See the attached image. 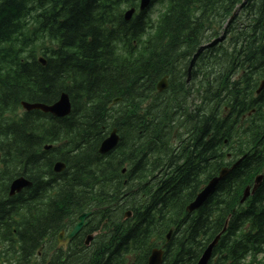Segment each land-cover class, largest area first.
Instances as JSON below:
<instances>
[{"label":"trees","instance_id":"trees-1","mask_svg":"<svg viewBox=\"0 0 264 264\" xmlns=\"http://www.w3.org/2000/svg\"><path fill=\"white\" fill-rule=\"evenodd\" d=\"M152 1L169 3L156 26L146 12L124 20L123 7H137V0H0V165L9 173L6 180L0 176V245L10 242L7 251L14 243L4 239L9 229L3 221L12 215L23 220L17 227L22 251L32 253L67 213L75 216L80 208L94 210L104 233L69 264L123 263L127 255L145 264L159 246L166 248L165 264H194L229 214L214 264H242L250 251L260 250L253 231L264 228V189L247 212L235 215L233 205L262 158L243 160L195 215L185 208L225 165L227 150L244 147L242 114L264 107L251 95L264 72V0ZM239 11L244 19L236 18ZM167 74L169 91L158 93L156 85ZM63 91L73 103L68 118L55 121L38 112L16 117L20 101L51 104ZM200 95L201 104L195 103ZM117 98L119 107L110 108ZM112 128L121 141L115 153L102 157L97 150ZM45 140L60 142L50 155L41 153ZM252 147L262 148L257 141ZM42 160H61L72 174L42 186L44 207H33L34 188L26 202L3 201L17 172L24 168L32 178ZM125 164L129 171L122 175ZM124 210L132 211L133 220L115 217ZM170 229L174 234L165 243Z\"/></svg>","mask_w":264,"mask_h":264},{"label":"bare ground","instance_id":"bare-ground-1","mask_svg":"<svg viewBox=\"0 0 264 264\" xmlns=\"http://www.w3.org/2000/svg\"><path fill=\"white\" fill-rule=\"evenodd\" d=\"M153 4H154L153 1L149 2V4H148V5L142 10V9H141L142 0H139L138 3H137V7H136V8H137V10L139 11V13H145V12H146V14H147V13L149 12V9L152 7ZM34 15H35V14H34ZM198 54H199V53H195V55H194L193 57H195V56L198 57ZM64 95H65L66 98L68 99V103H69V106H70V110L73 111V103H72L71 97H70V95H69L67 92H64V91L61 92L60 95H59V97H58V99H57L55 102L51 103V104H44V103H40V102H36V101L22 100V101H20L19 105L16 107V110L22 109L23 112L26 113V112L29 111V108H32V110L37 111V112H40V111H43V109L40 108V107L50 108V107H52L53 105H55L56 103H58L59 101H61L62 96H64ZM119 99H120V98H117V99L113 100L112 103H113L114 105L117 104L118 101H119ZM35 106H40V107H35ZM118 107H119V106H118ZM10 112H13V110H11ZM13 113H14V112H13ZM13 113H10V114L13 115ZM12 115H10V116H12ZM112 129L117 130L116 128H112ZM43 136L47 137L48 135L43 133ZM49 139H50V138H49ZM51 139H52V138H51ZM58 142H59V141H57V142H53V143H54V144H57ZM48 150L50 151V153H53V148H52L51 145H50V147H48ZM41 153L44 154L45 151H41ZM0 157H1L0 159L3 160V157H2V155H1V153H0ZM53 162H55V161H53ZM53 162H52L51 164H47L46 162H44V160H42V161H38L37 165L40 164V167L42 168V170L40 169V170L34 171L32 178L29 177V175L24 171V168H23L22 170H19V171L17 172V174H20L19 176L13 178L14 176H16V174H11L10 177H12L13 179L23 180L25 186H30V187H31V188L28 187L29 190H31V189L34 188L35 191H36V194H37V195L35 194V196L33 197V201H34V200H39L40 195H41V193H42V191H43V189H44V187H42V186L45 185V182H44L45 174L42 173V172H40V171L47 170V169L50 168V166H51L50 171H51L52 175H53V176H57V175L62 171V169L64 168V166H54V165H53ZM5 171H6V172H5ZM4 172H5V174L3 175ZM8 175H9V173L7 172V170H4V171H2V172L0 173V176H1L4 180H6V177H7ZM12 178H9V179H12ZM36 184H37V186L34 187ZM46 185H47V183H46ZM5 195H6V194H5ZM2 197H3V195L0 194V204H2V203H1V198H2ZM27 199H28V198L26 197V199L23 200V201L26 202ZM8 200H10V198H8L7 195H6V198H5V200H3V201H8ZM3 201H2V202H3ZM82 211H83V208L78 209L77 214L81 213ZM84 211H85V212H91L92 214H94V210H93V209L85 208ZM128 211H129L130 216H133L132 211H130V210H128ZM71 213H73V211H72V212L70 211V214H71ZM186 213L188 214V211H187V210H186ZM122 216H123V219H124L125 221L128 220L124 214H123ZM37 218H39V217H37ZM20 219H21V216H17V215H15V214L12 215V216L10 217L9 221H7V223L5 224L6 229H9V233L7 234V233H6V230H5V233L3 234L4 239H6V238L16 239L17 241L20 242L19 237H18V235H17V227H18L20 224L23 223V220H20ZM74 222H75V220H74ZM99 225H100V224H98V225L94 224V227H92V229H91L90 231H91V232H92V231L95 232L96 228H97ZM6 236H9V237H6ZM50 238H51V232L48 233V234H46V235L41 239V241L49 240ZM7 241H10V240H7ZM7 245L10 247V246H11V243H10V242H7ZM44 248H45L46 251H48V253L51 254V255H54L57 251H59V250L54 249V246L51 245V244H47V245H45ZM101 248H102V245L99 247V253H101ZM53 250H55L54 253H52ZM82 253H84V251H83V250H79V251L77 252V254L74 255L72 252H69V250H68V248H67V250H65V251H59V252L53 257V260H54L55 264H66V263L69 262V260H71L73 257H74V259H75V258H77V257H78L80 254H82ZM93 253H94V252H93ZM51 259H52V258H51ZM74 259H72V260H74ZM85 262H86V261H85ZM72 263H74V262H72ZM67 264H69V263H67Z\"/></svg>","mask_w":264,"mask_h":264},{"label":"water","instance_id":"water-1","mask_svg":"<svg viewBox=\"0 0 264 264\" xmlns=\"http://www.w3.org/2000/svg\"><path fill=\"white\" fill-rule=\"evenodd\" d=\"M149 2H150V0H142L141 9L143 10L149 4ZM132 13H133V10L130 12H127L125 19L129 20L132 16ZM35 107H40V106H35ZM40 108H42L44 112L52 113L53 115L58 116V117L65 116V115L69 114V112H70V106L68 103V99L66 98L65 95L62 96L61 101H59L58 103H56L52 107H50V108L40 107ZM29 110H32V108H29ZM114 133H115V131H113L111 136L103 142L102 147L100 149V152L103 153L105 151H108L116 145V143L118 142V138L115 137ZM21 183H22V180L14 182L12 184V188L15 189ZM206 194L207 193L204 192L203 194L198 196L197 200L188 207V210L192 211V210L202 206V204L204 203V201L206 199ZM83 217L80 218V224L75 228V232H77L80 229V227L83 223ZM209 255H210V249L205 253L200 264H207V259H208ZM160 263H161V253L160 252H154L153 256L150 258L149 264H160Z\"/></svg>","mask_w":264,"mask_h":264},{"label":"flooded vegetation","instance_id":"flooded-vegetation-1","mask_svg":"<svg viewBox=\"0 0 264 264\" xmlns=\"http://www.w3.org/2000/svg\"><path fill=\"white\" fill-rule=\"evenodd\" d=\"M51 153H50V151L49 150H46L45 151V153H44V155H50ZM44 162H46L47 164H51L52 162H49V161H46V160H44ZM53 164H54V162H53ZM50 169H51V166H50V168H48L47 170H43V171H41L42 173H44L45 174V177H44V182H45V185H46V183L49 181V180H52V181H54L55 180V178H57L58 177V175L57 176H53L52 175V173H51V171H50ZM64 174H66V178L67 177H70L72 174L69 172V171H66ZM62 178H63V180H65L64 179V177L62 176ZM46 180H47V182H46ZM37 186V184L34 186V187H36ZM35 192L36 191H33V195L35 194ZM37 195V194H36ZM40 196H43L42 194L40 195ZM70 215V212L69 213H67L65 216H69ZM64 220V218L61 220V222H60V225L62 224V221ZM93 227H94V225H93ZM91 230V229H90ZM88 231L87 233H86V235L87 236H90V234L92 235L94 232L92 231ZM58 246V245H57ZM57 246H56V250H60V249H62L63 251H65V250H67V248H68V246L67 247H65V246H62V247H58L57 248ZM55 252V250H53L52 251V253H54ZM59 251H57L54 255H51V254H49V256H48V260H49V264H50V262L52 261V263L54 264V260H53V257L58 253ZM52 258V259H51Z\"/></svg>","mask_w":264,"mask_h":264},{"label":"rangeland","instance_id":"rangeland-1","mask_svg":"<svg viewBox=\"0 0 264 264\" xmlns=\"http://www.w3.org/2000/svg\"><path fill=\"white\" fill-rule=\"evenodd\" d=\"M138 1L139 0H137V3H138ZM127 5L126 6H124L123 7V10L125 11L126 9H127ZM163 6L162 5H160V4H158V3H154L153 5H152V7L149 9V12L147 13V15H148V17L152 20H157L158 19V14L160 13V12H162L163 11ZM181 63H183V62H181ZM1 105H2V103L0 102V107H1ZM38 122V121H37ZM161 137H162V135L160 134L159 135V138L161 139ZM117 216H118V214H117Z\"/></svg>","mask_w":264,"mask_h":264}]
</instances>
